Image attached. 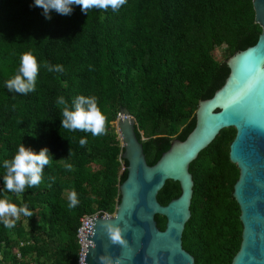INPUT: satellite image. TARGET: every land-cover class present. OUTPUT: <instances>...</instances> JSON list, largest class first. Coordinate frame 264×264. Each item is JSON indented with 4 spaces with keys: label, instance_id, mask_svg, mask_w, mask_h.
Listing matches in <instances>:
<instances>
[{
    "label": "trees",
    "instance_id": "16d2710c",
    "mask_svg": "<svg viewBox=\"0 0 264 264\" xmlns=\"http://www.w3.org/2000/svg\"><path fill=\"white\" fill-rule=\"evenodd\" d=\"M33 4L0 0V198L27 204L34 213L21 216L12 229L0 223V264H76L80 218L116 213L118 187L128 176L112 125L119 110L125 107L135 118L136 136L148 163L155 164L174 138H187L199 102L223 87L227 59L255 44L261 27L254 22L253 0H127L118 12L88 13L73 5L71 15L52 11L51 20ZM222 46L226 54L219 58L216 49ZM26 52L39 64L35 91L9 92L5 81L17 73ZM45 61L64 71L49 72ZM79 95L97 98L106 135L62 129L56 99L63 96L71 105ZM235 134L233 127L223 129L190 165L192 216L182 247L195 264H231L240 247V211L233 197L239 170L229 157ZM81 138L87 140L84 147ZM21 143L37 153L47 147L51 164L41 184L17 198L3 191V161ZM73 190L79 203L70 209L67 195ZM179 195V183L167 180L158 200L165 206ZM156 220L164 230L165 218Z\"/></svg>",
    "mask_w": 264,
    "mask_h": 264
},
{
    "label": "water",
    "instance_id": "95a60500",
    "mask_svg": "<svg viewBox=\"0 0 264 264\" xmlns=\"http://www.w3.org/2000/svg\"><path fill=\"white\" fill-rule=\"evenodd\" d=\"M254 22L261 27L255 44L227 59L230 73L215 95L199 102L196 124L185 140L174 138L153 165L137 138L135 118L122 107L114 121L127 161L128 176L118 187L115 215L88 218L80 231L81 264H100L99 256H121L111 245L103 224L126 229L129 248L122 264H195L182 247V234L191 219L194 178L190 165L223 129L235 128L230 160L239 175L233 197L239 207L241 243L231 264H264V0H253ZM167 180L179 183L180 195L163 206L158 195ZM157 216L165 218L161 231Z\"/></svg>",
    "mask_w": 264,
    "mask_h": 264
},
{
    "label": "clouds",
    "instance_id": "9594fccd",
    "mask_svg": "<svg viewBox=\"0 0 264 264\" xmlns=\"http://www.w3.org/2000/svg\"><path fill=\"white\" fill-rule=\"evenodd\" d=\"M126 3L127 0H34L32 7L42 8V14L46 19L51 20L52 11L63 16L71 15L73 5L80 6L81 11L84 13H88L90 9L102 11L111 9L113 12H118ZM44 67L49 72L62 73L64 71L62 65H52L47 61H45ZM38 73L39 64L36 57L31 52H26L20 57V67L17 73L5 81L6 87L9 92L21 95L34 92ZM56 103L58 107H61L62 129L89 132L94 137L107 134L106 117L98 107L95 96H76L73 98L71 105L63 96H59L56 99ZM79 143L81 147H84L87 144V140L81 138ZM50 164L51 158L47 147L37 153L32 148L26 147L24 143H21L14 157L11 160L5 159L3 161V167L6 170L3 176V191L14 193L19 198L26 189L34 188L41 184L45 166ZM65 168L68 171L73 170V166L70 163L65 164ZM51 179L54 181V177ZM49 187H51V184H49ZM67 198L70 209L78 205V196L74 190L68 193ZM33 215L34 213L29 210L27 204L22 203V206H17V204L10 202V197L8 196L0 198V223L6 228H14L21 216L32 217ZM113 215L115 214L111 216ZM103 228L110 244L119 246L122 250V255L118 257H114L110 253L100 255V264H122L124 254L129 248V241L125 235L126 229L112 221L105 222Z\"/></svg>",
    "mask_w": 264,
    "mask_h": 264
},
{
    "label": "built area",
    "instance_id": "2783aa9c",
    "mask_svg": "<svg viewBox=\"0 0 264 264\" xmlns=\"http://www.w3.org/2000/svg\"><path fill=\"white\" fill-rule=\"evenodd\" d=\"M119 160L121 161V157H119ZM101 212H96L92 215H86V216H83L82 218H80V226L78 228V231H77V241H78V245H79V248H78V258H77V263L76 264H81L80 262V257H81V238H80V231L83 227V224H85V220H87L88 218H95L97 215H99ZM104 214L105 216L107 217H111V215L107 214V213H102Z\"/></svg>",
    "mask_w": 264,
    "mask_h": 264
},
{
    "label": "rangeland",
    "instance_id": "374dc122",
    "mask_svg": "<svg viewBox=\"0 0 264 264\" xmlns=\"http://www.w3.org/2000/svg\"><path fill=\"white\" fill-rule=\"evenodd\" d=\"M226 54V46H222V47H219L216 49V56L219 57V58H223ZM112 125L115 126V124L113 123ZM115 131L117 133V129L115 127ZM144 140H145V137H143Z\"/></svg>",
    "mask_w": 264,
    "mask_h": 264
},
{
    "label": "flooded vegetation",
    "instance_id": "af4514ba",
    "mask_svg": "<svg viewBox=\"0 0 264 264\" xmlns=\"http://www.w3.org/2000/svg\"><path fill=\"white\" fill-rule=\"evenodd\" d=\"M144 139V138H143Z\"/></svg>",
    "mask_w": 264,
    "mask_h": 264
}]
</instances>
